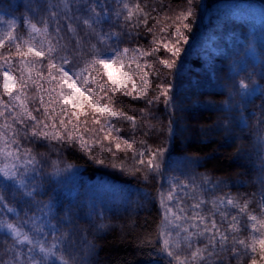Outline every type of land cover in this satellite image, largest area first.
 <instances>
[{"label": "trees", "instance_id": "1", "mask_svg": "<svg viewBox=\"0 0 264 264\" xmlns=\"http://www.w3.org/2000/svg\"><path fill=\"white\" fill-rule=\"evenodd\" d=\"M48 2L57 4L59 0H48ZM141 2L156 19H149L147 28L141 25L140 28L132 31L131 37H128L127 32L131 29L120 27L123 24L121 18L112 30L122 31L125 35L120 42L114 38L111 43L114 46L118 44L120 48L139 47L145 51H151L153 47L160 48L156 56H138L140 71L148 72L149 88L146 90L148 96L145 99L134 100L130 96H124L123 92L112 93L110 89H106L113 97L114 110L122 109L124 113L138 118L140 126L135 132L131 129L130 122L125 121L122 116L111 118L106 114H100L86 102L83 110L67 105L61 107L59 90L55 89L57 82L52 81L50 84L46 79L36 76V71L47 76V58L37 62L32 56L26 58L30 64H35L32 80L36 81V85L42 86L43 91L37 92L31 82L28 88L24 89L26 95L22 98L25 99L29 110L38 120L43 119L50 125L55 123L59 131H64L59 127V121L64 119L67 124L71 119L72 124L67 125L68 129L78 124L81 134L93 149V154L90 156L86 151H81L78 144L74 147H66L55 141L53 145H48L46 141L30 143L23 137L27 129L12 119L15 113L20 112L18 105L12 113H5L7 119L0 117V126L5 122L11 125V130H5L9 139L13 138L12 131L20 132L15 137L21 140L20 145H11L13 150L19 147L21 160L16 162L18 167L24 163L26 146L32 147L34 153L47 154L46 162L40 166L44 191L37 196V200L43 202L51 200L53 214L57 220L64 218V222L59 225L61 229L74 232L76 245L67 249L65 258L71 257L75 264H168L170 258L157 251L160 247L157 242V232L162 218L159 192H167L172 179L173 182L183 181L189 184V188L185 191L193 199L185 197L187 205H191L196 198L211 201L220 196H232L239 198L241 203L246 198L251 199L250 210L257 216L261 214L258 202L264 181V145L260 141L264 137V43L257 45L261 56L258 63L246 58L245 52L252 45L253 39L264 37V0H163L162 4L160 0H141ZM35 6L36 0H0V12L6 13L2 14L5 23H0V37L5 36L10 30L7 22L15 21L16 27L11 29L13 34L29 39L26 22L31 20L39 27L41 25L38 22L43 15L31 10ZM189 10L192 15L183 23L189 25L190 31L175 20L178 14ZM112 19L116 18L113 16ZM65 23L61 20V24ZM176 26L182 28L183 39L177 38L174 31ZM55 27L56 22L50 21L49 33L53 44H57L58 39L55 36ZM149 28L151 31L148 30ZM104 30H108L107 24ZM32 35L35 36V43L39 46L43 37ZM61 35L65 36V39L59 40L58 49L68 44V38L71 37V33H67L66 29ZM17 42L21 41L5 39L4 47L0 48V56L11 54L13 61L11 72L19 81L21 76L19 57L15 55ZM161 42L174 43L180 50L179 56H174L172 52L165 50ZM74 44L75 41H71L67 52L58 51L57 63H60L61 56H67L74 61L72 68L79 69L84 66L89 56L88 49L83 48L80 50V55L74 56L72 54ZM47 46L45 42L43 47L46 49ZM162 59L175 63L170 68H165L159 62ZM242 59L243 66L236 72L234 67L237 68V63ZM0 64H3L2 59ZM65 67L68 68L67 65ZM132 69H135V65H132ZM154 71L160 75H153ZM120 73L114 76L117 81L120 79ZM132 79L138 86L140 85V73H136ZM240 79L249 82L254 80L255 84L260 83V91L252 97L242 98L239 94L233 95L237 92L236 85ZM103 80L107 81V77L104 76ZM126 83V90L132 91L131 82L126 81ZM169 85L171 101L166 106L165 97L160 93L168 90ZM90 86L95 87L94 84ZM16 90L15 87L13 95ZM49 95L53 97L51 101L48 100ZM100 95H103V92ZM133 95L137 93L133 91ZM0 96H3L2 71H0ZM40 96H43L47 112L51 113L50 118L45 112V107L40 104ZM156 96L158 98L153 99L151 104L147 103L148 99ZM94 98L98 99L95 96ZM3 99L9 98L3 96ZM100 102L107 103V100ZM193 104L195 109L200 111L195 117L188 107ZM53 108L55 113L52 112ZM36 109L39 111L37 112ZM64 111L69 113L67 117L60 115ZM73 111L79 116V121L72 116ZM96 118L99 119V124L94 123ZM21 119L28 125L34 123L23 115ZM112 125H115L112 135L122 137L120 141L122 145L125 140L133 145L132 149H126L127 158L123 150L115 149V141L102 140L107 129ZM102 127L105 129L103 132L100 131ZM199 128L209 132L192 140L184 139V134H181L182 129H188L197 135ZM145 132L148 135L145 136ZM95 140H101L102 143L94 144ZM141 140L146 143L141 144ZM221 141L225 142L224 150L215 154L220 150ZM103 147H111L112 152L102 154ZM149 147L153 149L163 147L166 152L161 172L150 173L149 179L145 180L143 173H132V168L139 165H135L131 157L133 152L146 151ZM238 153L245 154V158L234 159ZM113 155L117 157L115 168L112 166ZM145 159L147 160V152ZM54 160L59 161L61 169H66L58 176L51 175ZM99 160H104V163H99ZM120 160H125L124 169L119 166ZM6 162L5 158L0 157V166ZM11 163L12 160L9 165ZM68 165L71 167L68 168ZM20 170L23 171V168L21 167ZM205 176L210 178L211 183L208 185L202 182L201 178ZM217 181L221 183L213 188L212 185ZM0 183H4L2 177ZM193 184L198 187H192ZM253 193L257 195L253 197ZM9 206L15 207L23 219H28L34 214L37 218L42 217L35 204L26 205L24 201L18 200ZM203 209L205 212L211 210V203L204 205ZM25 211L28 213L27 217L24 216ZM227 211L230 219L237 210L229 208ZM66 213L69 215L66 216ZM16 218V212L0 211V219L11 222ZM46 219L45 217L44 220ZM68 219L71 220V224L67 223ZM216 219L218 223L221 222L219 213H216ZM241 222L245 223L246 217L242 218ZM101 223L105 227L98 229ZM45 227H47L45 231L51 233L47 224ZM221 227L222 230L226 229L227 223H222ZM24 229L30 232L31 222L25 224ZM247 234V230L242 233L243 236ZM146 236L151 237L152 246L141 243ZM6 238L11 244L9 234L0 230V261L13 264L15 252L6 251L4 245ZM21 249L26 253V246H16L17 251ZM50 264H59V261L52 258ZM244 264H247V260Z\"/></svg>", "mask_w": 264, "mask_h": 264}, {"label": "snow or ice", "instance_id": "2", "mask_svg": "<svg viewBox=\"0 0 264 264\" xmlns=\"http://www.w3.org/2000/svg\"><path fill=\"white\" fill-rule=\"evenodd\" d=\"M160 2L162 4L163 0H160ZM146 7L141 0H131V2L130 0H59L57 4L49 3L48 0H36V6L31 10L43 13V15H41L38 22L41 25L39 27L37 23H32L31 20L26 22L30 38L23 39L13 34L11 29H15V21L7 22L10 30L6 32L5 36L0 37V48L4 47L5 39L21 41L15 43V55L19 57V70L21 71L19 81L11 72L13 64L11 54L0 56V59L3 60V64H0V71H2L3 76V96L9 98L4 100L3 96H0V117H5L6 112L12 113L18 105L20 112L15 113L12 119L27 129L23 133V137L29 140L30 143L32 141H46L48 145H53L55 141L66 147H74L78 144L81 151H86V154L90 156L93 154V149L89 147L88 141L81 134L80 126L76 124L70 130L68 129L67 125L72 124L71 119L67 121V124L64 119H61L59 127L64 131H59L55 123L50 125L43 119L38 120L29 110L25 99L22 98L26 95L24 89L28 88L31 82L36 87L37 92L43 91L42 86L36 85V81L32 80L35 64H30L26 59L28 56H32L37 62L47 58V76L45 77L40 71H36V76L46 79L50 84L52 81L57 82L55 89L59 90L61 107L67 105L83 110L86 102L95 112L100 114H106L111 118L122 116L125 121L130 122L131 129L135 132L140 126L138 118L124 113L122 109L120 111L114 110L112 106L113 97L109 95V91L106 89H110L112 93L123 92L124 96H130L134 100L145 99L148 96L146 91L149 88L148 72L140 71L141 66L138 62V56H156L160 48L153 47L151 51H145L139 47L120 48L118 44L114 46L111 43L114 38L117 42H120L125 35L122 31L112 30L121 18L123 24L120 27L131 29L127 32L128 37H131L132 31L140 28L141 25L147 28L149 19H156V17L151 16ZM191 15L190 10L182 12L176 16L175 20L182 24L183 28L190 31L189 25L183 22L187 21ZM113 16L116 18L115 20L112 19ZM61 20L66 23L61 24ZM50 21L56 22L55 36L58 38L57 44H53L50 38ZM0 23H5V21L0 20ZM106 24L108 25L107 31L104 30ZM65 29L67 33H71V37L68 38L69 43L58 49L59 40L65 39V36L61 35ZM148 30L151 31L150 28ZM164 30L162 29V31ZM174 31L178 39L184 38L180 26H176ZM32 34L43 37L39 46L35 43V36ZM73 40L75 41L72 49L74 56L80 55V50L83 48H87L89 52L84 66L79 69L72 68L74 61L67 56H61L60 63L56 62L58 51H69V45ZM45 42L48 45L46 49L43 47ZM154 43L157 42L154 41ZM161 43L165 50L172 52L174 56H179L180 50L175 47L174 43ZM109 52L111 55L106 56L105 53ZM130 53H137L138 55L130 56ZM76 62L79 63V61ZM159 62L165 68H170L175 63L167 59H162ZM132 65H135L134 70ZM113 66L122 70L119 81L114 78L112 71H110ZM145 67H150V65H145ZM125 68H127L126 71ZM136 73H140L141 77L139 86L132 79ZM152 74L160 75L155 71ZM104 76L107 77V81L103 80ZM126 81L131 82L132 91L126 90ZM92 84L95 87H91ZM253 84H255L254 80L249 82L240 79L236 85L237 92H234L233 95L239 94L242 98L246 97L255 90L252 87ZM10 85L16 87L15 95H13ZM170 88L169 85L168 90L160 93L165 97L164 103L166 106L171 101ZM133 91L137 95H133ZM101 92H103V95H100ZM157 98L158 96L152 97L147 100V103L151 104L153 99ZM52 99V95H49L48 100L51 101ZM39 100L50 118L51 113L47 112L43 96H40ZM101 100H107V103H101ZM36 111L38 112L39 109H36ZM52 112L55 113V108L52 109ZM22 115L28 120L34 121V123L31 125L25 124L24 120L21 119ZM60 115L67 117L69 113L64 111ZM72 116L79 121V116L75 111L72 112ZM85 123L87 122L85 121ZM94 123L99 124V119H94ZM0 128L3 129L0 130V157L13 161L11 165L5 163L0 166V177L4 181V183H0V211L16 212L17 215V218L11 222L7 219H0V230L6 231L11 237V244L7 242L6 238L4 245L6 251L15 252L13 264H50L52 258L58 260L59 264H70V261L75 264L71 257L65 258L67 249L76 245L74 232L61 229L59 225L64 222V218L57 220V217L53 214L51 200L48 202L37 200V196L44 191L40 166L46 162L47 154L34 153L32 147L26 146L24 149V163L18 167L16 162L21 160L19 147L13 150L11 145H20L21 140L15 138L20 132L19 130L12 131L13 138L9 139L5 134V130H11V125L5 122ZM114 128L115 125L109 127L102 140L115 141V149L117 151L123 150L124 156L127 158L128 151L126 149H132L133 145L128 140H125L122 145L120 143L122 137L112 135ZM45 129L49 130L45 131ZM115 130L119 131V129ZM85 131L89 130L85 129ZM100 131L103 132L105 129L102 127ZM144 135L146 136L148 133L145 132ZM261 142L264 143V140ZM93 143L101 144L102 141L95 140ZM140 143L145 144L146 141L141 140ZM53 150H56L54 146ZM103 152L111 153L112 149L111 147H103L102 154ZM146 152L147 160L145 159ZM165 152L166 149L163 147H156L155 149L149 147L146 151L133 152L131 158L135 165L139 166H134L132 173H143L145 180L149 179L150 173L159 174L163 166ZM112 160V166L117 167V157L113 155ZM98 162L104 163V160ZM118 163L121 169L125 168V160H120ZM21 167L23 171L20 170ZM67 167L70 168L71 165ZM64 170L66 169L59 167L58 160L52 161L51 175L58 176ZM201 179L205 185L211 183L210 178L206 176ZM220 183L221 181H217L212 187L216 188ZM192 187L198 186L193 184ZM187 188H189V184L180 181L171 183L167 192H159L162 218L158 225L157 242L160 247L157 251L170 258L168 264H233V261H235V264H244L245 260H247V264H264V218H262L264 217V181H262V188L259 193L258 206L261 213L259 217L250 210L252 200L247 198L243 200V203L239 198L232 196H220L211 201L196 198L191 205H187L185 197L193 199L185 191ZM256 195V193H253V197ZM18 200L24 201L26 205H37L42 217L37 218L35 214L28 217V219L20 217L17 209L9 206ZM208 203H211V210L205 212L203 206ZM229 208L237 210L236 214L230 216V219L227 211ZM216 213H219L220 223L216 219ZM27 215L28 213L25 211L24 216L27 217ZM67 215L69 214L66 213ZM45 217L46 220H44ZM244 217H246V222L242 223L241 220ZM53 221L57 222L53 223ZM29 222H31L30 232L24 229V225ZM67 223L71 224V220L68 219ZM222 223H227L226 229L222 230ZM45 224L51 229V233L45 231ZM104 227L105 225L102 223L98 225V229ZM245 230L248 231L247 236L242 235ZM49 236H51V240H49ZM141 243L152 246L153 241L150 236H146ZM17 245L26 246V253L23 249L17 251ZM0 264H9V262L0 261Z\"/></svg>", "mask_w": 264, "mask_h": 264}, {"label": "rangeland", "instance_id": "3", "mask_svg": "<svg viewBox=\"0 0 264 264\" xmlns=\"http://www.w3.org/2000/svg\"><path fill=\"white\" fill-rule=\"evenodd\" d=\"M2 14H6V13H4V12H0V20H3L2 19ZM9 16V15H8ZM10 17V16H9ZM11 19H13L12 17H10ZM253 42H252V45L250 46V48L245 52V57L246 58H250V59H252L255 63H258V62H260V60H261V56H260V51L258 50V47H257V45L258 44H262V43H264V37H262V36H260V37H257V38H255V39H253L252 40ZM105 55L106 56H110L111 55V53L109 52V53H105ZM243 63H244V61H243V59L241 60V62L240 63H237V68H235L234 67V69H236V72H238L239 71V67H242L243 66ZM124 70H126V68L124 69ZM110 71H112V73H113V76H115V75H117V74H119L122 70L121 69H119V68H117L116 66H113L111 69H110ZM10 87H12V90H14L15 89V86L14 85H10ZM260 87H261V85H260V83H256L254 86H253V88L255 89L254 91H252L249 95H247L246 97H252L253 95H255L256 93H258L259 91H260ZM189 107V110H191V113H193L192 115L195 117L200 111H199V109L197 110V109H195V107H194V104H193V106L192 105H190V106H188ZM207 132H209V131H205V130H202L201 128H199V131L197 132V135L196 134H194L192 131H188V129H186V130H183L182 129V131H181V134H184V139H187V140H192V139H195V137L197 138V136L199 137V136H204V135H207ZM183 136V135H182ZM262 140H264V137L263 138H261L260 139V141H262ZM224 141V140H223ZM223 141H221V144H220V150L217 152V153H215V154H219L221 151H223L224 150V143L225 142H223ZM225 141H227V139H225ZM263 145H264V143H263ZM246 157H247V155H246ZM239 158H245V154H242V153H238L236 156H235V158L234 159H236V160H241V159H239ZM11 162V160H7V164H9ZM171 183L173 182V179L170 181ZM260 198V197H259ZM260 216H261V214H260ZM259 217V216H258ZM262 218H264V217H262ZM130 224V223H129ZM129 227H131V226H129ZM45 228H47V227H45ZM142 236V235H141Z\"/></svg>", "mask_w": 264, "mask_h": 264}]
</instances>
